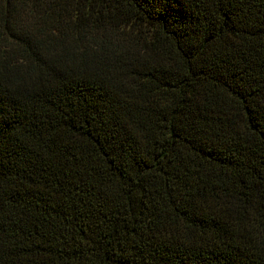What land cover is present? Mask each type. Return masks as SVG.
I'll return each instance as SVG.
<instances>
[{
    "label": "trees",
    "instance_id": "16d2710c",
    "mask_svg": "<svg viewBox=\"0 0 264 264\" xmlns=\"http://www.w3.org/2000/svg\"><path fill=\"white\" fill-rule=\"evenodd\" d=\"M0 264H264V0H0Z\"/></svg>",
    "mask_w": 264,
    "mask_h": 264
}]
</instances>
